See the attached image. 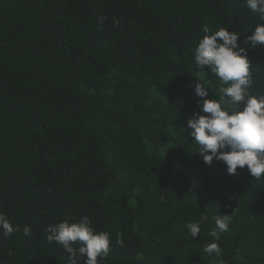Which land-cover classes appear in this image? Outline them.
Returning <instances> with one entry per match:
<instances>
[{
    "label": "trees",
    "instance_id": "16d2710c",
    "mask_svg": "<svg viewBox=\"0 0 264 264\" xmlns=\"http://www.w3.org/2000/svg\"><path fill=\"white\" fill-rule=\"evenodd\" d=\"M260 23L245 0H0V213L19 229L0 234V264H69L45 229L83 216L110 235L98 264H264V177L204 163L187 128L208 115L198 80L220 98L194 60L202 27L241 35L259 96Z\"/></svg>",
    "mask_w": 264,
    "mask_h": 264
},
{
    "label": "clouds",
    "instance_id": "9594fccd",
    "mask_svg": "<svg viewBox=\"0 0 264 264\" xmlns=\"http://www.w3.org/2000/svg\"><path fill=\"white\" fill-rule=\"evenodd\" d=\"M245 3L252 11L259 12L260 19L264 21V0H245ZM202 31L205 35L194 50V60L198 67L209 68L219 78L216 90L220 98H209L210 89L197 81L194 90L198 97L203 98L202 113L208 115L193 114L187 121L189 137L199 146L197 152L202 155L204 163L211 165L214 159L221 160L226 164L229 174H235L238 167L247 166L252 177H264V94L257 96L249 92L253 83L251 61L247 50L238 45L241 35L227 28L210 33L206 25ZM246 41L252 47L264 44V23L258 24L247 35ZM229 100L237 107H226ZM226 148L228 150H224ZM215 223L216 228L211 232L215 240L208 243L203 251L218 256L221 249L215 241L220 239V233L228 229L230 217L222 214ZM187 229L196 238L201 226L199 222H191L187 224ZM18 230L0 213V234L4 238ZM45 231L49 243L62 246L69 254V264H78L81 257L84 258V264H98V258L103 260L109 255V233L97 232L88 216L77 221L71 217L65 218L49 224ZM23 234H31L30 226L23 228Z\"/></svg>",
    "mask_w": 264,
    "mask_h": 264
}]
</instances>
